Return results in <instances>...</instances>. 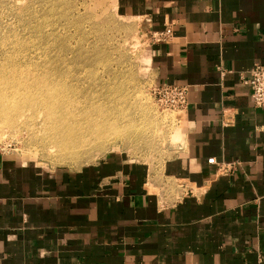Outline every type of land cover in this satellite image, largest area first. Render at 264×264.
Segmentation results:
<instances>
[{
    "label": "crops",
    "instance_id": "crops-1",
    "mask_svg": "<svg viewBox=\"0 0 264 264\" xmlns=\"http://www.w3.org/2000/svg\"><path fill=\"white\" fill-rule=\"evenodd\" d=\"M143 25L154 86L187 87L159 175L112 154L76 171L0 155V264H264V0H105ZM214 163H208L209 158Z\"/></svg>",
    "mask_w": 264,
    "mask_h": 264
},
{
    "label": "rangeland",
    "instance_id": "rangeland-1",
    "mask_svg": "<svg viewBox=\"0 0 264 264\" xmlns=\"http://www.w3.org/2000/svg\"><path fill=\"white\" fill-rule=\"evenodd\" d=\"M144 31L105 0H0L7 151L71 172L121 154L159 175L180 146L173 138L182 120L155 103Z\"/></svg>",
    "mask_w": 264,
    "mask_h": 264
},
{
    "label": "built area",
    "instance_id": "built-area-1",
    "mask_svg": "<svg viewBox=\"0 0 264 264\" xmlns=\"http://www.w3.org/2000/svg\"><path fill=\"white\" fill-rule=\"evenodd\" d=\"M171 25H166L162 30L150 34L153 42H162L172 37ZM249 86L253 104L264 109V65L255 63L249 71V78L243 80ZM154 100L158 107L183 112L187 108V87L177 84H163L154 86ZM8 144L0 140V155L8 153ZM208 163H214V158H209ZM261 264V263H258Z\"/></svg>",
    "mask_w": 264,
    "mask_h": 264
},
{
    "label": "bare ground",
    "instance_id": "bare-ground-1",
    "mask_svg": "<svg viewBox=\"0 0 264 264\" xmlns=\"http://www.w3.org/2000/svg\"><path fill=\"white\" fill-rule=\"evenodd\" d=\"M50 84V83H48ZM47 88V87H46ZM86 106V104L84 102H82L80 105H77V109L79 110V113H81V111L83 110V108ZM53 107V106H51ZM75 107V106H74ZM82 136V135H81ZM83 142V140L81 141ZM79 150V149H78ZM81 150V149H80Z\"/></svg>",
    "mask_w": 264,
    "mask_h": 264
}]
</instances>
